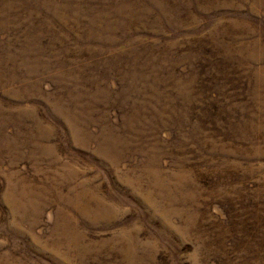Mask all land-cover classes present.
<instances>
[{
    "label": "rangeland",
    "instance_id": "374dc122",
    "mask_svg": "<svg viewBox=\"0 0 264 264\" xmlns=\"http://www.w3.org/2000/svg\"><path fill=\"white\" fill-rule=\"evenodd\" d=\"M0 264H264V0H0Z\"/></svg>",
    "mask_w": 264,
    "mask_h": 264
}]
</instances>
